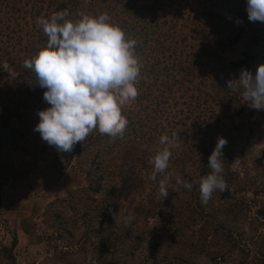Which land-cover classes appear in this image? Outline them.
Here are the masks:
<instances>
[{"label": "rangeland", "instance_id": "1", "mask_svg": "<svg viewBox=\"0 0 264 264\" xmlns=\"http://www.w3.org/2000/svg\"><path fill=\"white\" fill-rule=\"evenodd\" d=\"M111 1L98 0L94 7L96 15L103 13L104 6ZM193 2L198 12L202 5H208L221 9L219 13L247 4V0ZM197 18L200 24L201 20L217 24L209 29L205 22L206 26L202 25L196 34L198 38L223 39L236 21L223 26L219 22L226 20L220 17L200 13ZM252 31L258 41L253 42L254 33L248 35L233 50L225 52L224 61L239 57L242 50L260 53L259 35L264 32ZM9 51V58L15 63L16 52ZM200 62L213 73L217 72L223 85L240 75L222 72L226 68L221 66L218 56L209 62L206 59ZM9 66L15 75L9 74L5 86L0 82V182L3 186L0 243L8 244L15 237L16 264H101L104 260H113L115 264L264 263V220L255 213L258 207H264V169L255 164L264 148V110H257L253 120L251 107L243 97L239 96L238 104L231 102V90L226 87L217 91L216 81L212 86L207 85L199 102L190 98V102L186 100L180 105L172 97L165 104L166 99L162 97L155 111L146 102L147 109L143 112L146 135L141 139L144 164L141 163L143 167L134 191L126 190L115 169L109 166L101 189L93 194L89 189L92 183L85 182L84 178L89 163L85 151L76 144L70 153L59 152L44 141L34 131L41 107L36 110L37 104L31 98L25 116L10 122L12 125L8 123L6 116L15 105L21 84L23 88L31 85L28 78L19 77L20 71ZM224 91L230 97L226 100V95L225 103L220 99ZM209 109L212 110L207 114ZM214 110L216 120L212 115ZM174 131L191 140L194 154L179 161L180 141L179 147L172 150L168 172L173 173V178L168 196L163 200L158 195V181L162 177L158 176L155 181L149 178L153 170L149 160L162 147L161 135L171 137ZM219 137L226 138L225 147L240 157L236 196L220 198L217 191L203 204L199 171L203 162L208 161L207 154H211L207 148H212L213 139ZM176 177L192 183L191 191L177 184ZM107 208L113 216L111 225L105 228L99 220ZM100 236L104 237L102 246L98 243Z\"/></svg>", "mask_w": 264, "mask_h": 264}, {"label": "trees", "instance_id": "2", "mask_svg": "<svg viewBox=\"0 0 264 264\" xmlns=\"http://www.w3.org/2000/svg\"><path fill=\"white\" fill-rule=\"evenodd\" d=\"M98 0H0V82L5 86L9 79V72L3 69L4 61L13 67L14 71H20L19 77L28 78L31 85H25L15 98V105L9 111L6 119L10 125L12 121L20 120L25 116L30 98L35 102L36 110H42L50 105L43 99L45 89L34 84V73L23 67L26 59L34 56L47 42L48 37L42 28L37 24V18L44 16L48 18L57 11L67 9L72 15L70 18L77 19L81 13L97 14L96 5ZM107 12L118 23L130 38L137 40L136 52L141 57L142 68L138 78V92L136 100L122 109V114L126 116L129 123L122 137L115 139L101 135L99 130H94L82 143L77 146L85 151L88 167L84 170L85 182L92 183L90 191L95 194L101 189L105 173L109 166L115 169V175L119 178L126 190L134 191L140 176V170L144 164V153L141 139L146 135L143 126L144 116L149 102L154 107V111L160 106L158 101L165 97V104L169 99L175 97L180 105L184 101L192 99L199 102L200 94L206 92L207 85L215 86L217 91L224 90L227 83L223 85V80L219 78L217 72H212L211 68L202 66L200 59L209 62L211 58L219 57L221 66L226 68L222 71L231 76L240 74L242 68H247L255 74L257 66L264 63V34L259 35L262 50L256 53L254 50H242L239 57L224 61L226 51L234 49L236 44L254 33L253 42L258 41L257 34L252 30L264 32V22H251L245 6H240L237 10L231 11L229 8H212V6L202 5L201 12L194 6L193 0H113L104 6ZM103 12V13H104ZM200 13H206L211 17L221 18L219 24L225 26L226 23L233 22L230 32L221 38H211L198 36L202 25L210 20H201L197 17ZM213 21V20H212ZM217 24L208 22V28L213 29ZM195 45H198L195 48ZM16 52V62L10 56V51ZM28 55V56H27ZM0 56V57H1ZM9 60V61H8ZM3 69V71H2ZM219 73V72H218ZM27 76V77H24ZM222 75V74H221ZM205 87V88H204ZM187 92L188 95H187ZM196 92L198 94H196ZM226 92L220 95V99L225 103ZM240 94L231 90V102L239 103ZM191 98V99H190ZM230 97L227 95L228 100ZM205 101V99L203 100ZM192 102V101H191ZM205 106L203 105V108ZM38 110V111H39ZM201 110V109H200ZM212 109H209L211 111ZM239 111L241 106L239 105ZM182 111V108L179 110ZM189 110H187L188 112ZM236 112V114L239 113ZM183 112L184 109H183ZM204 114V112H202ZM206 118H209L208 115ZM214 119H218L214 110ZM204 117V116H203ZM250 117L255 120L257 110L251 108ZM135 126V123H137ZM184 122H182V125ZM11 128V126H10ZM186 128L184 129V132ZM132 138H128L132 135ZM179 136L180 146L179 161L192 151V142L189 138ZM191 139V138H190ZM217 143V138L213 139L212 148L207 151L212 152ZM211 149V150H210ZM224 177L227 181V190L220 192V198L236 196V182L240 169V157L234 156L233 152L224 147ZM207 160L209 154H207ZM208 161H204L200 171L199 179L209 174ZM258 168L264 169V148L260 150L259 156L255 159ZM2 183L0 182V206L2 201ZM255 213L264 220V207H258ZM113 212L107 208L102 212L99 220L100 225L108 228L112 222ZM15 237H12L8 244L0 243V264H16L13 248ZM98 243H104V237L100 236ZM100 249V248H99ZM260 259V258H259ZM263 262V261H261ZM101 264H115L113 260H104ZM241 264H247L242 262ZM262 264V263H260ZM264 264V263H263Z\"/></svg>", "mask_w": 264, "mask_h": 264}, {"label": "clouds", "instance_id": "3", "mask_svg": "<svg viewBox=\"0 0 264 264\" xmlns=\"http://www.w3.org/2000/svg\"><path fill=\"white\" fill-rule=\"evenodd\" d=\"M251 22H264V0H247ZM65 9L37 18L48 37L46 44L23 67L35 75L34 84L45 89L44 101L50 106L39 110L34 131L59 152L70 153L94 130L113 139L122 137L129 123L122 109L139 95L137 84L142 61L136 52L137 40L126 35L107 13L83 14L72 19ZM3 69L15 73L5 62ZM227 88L239 93L245 103L264 110V63L255 74L247 68L228 80ZM162 147L149 160L150 179L158 176V195L168 196L173 173L168 172L172 150L179 147V135H161ZM227 139L219 137L208 158L209 174L199 180L200 197L207 204L214 192L227 190L224 152ZM177 184L191 191L193 184L176 177Z\"/></svg>", "mask_w": 264, "mask_h": 264}]
</instances>
